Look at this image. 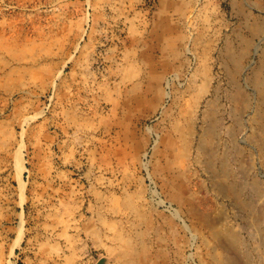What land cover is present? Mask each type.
<instances>
[{"label": "rangeland", "instance_id": "rangeland-1", "mask_svg": "<svg viewBox=\"0 0 264 264\" xmlns=\"http://www.w3.org/2000/svg\"><path fill=\"white\" fill-rule=\"evenodd\" d=\"M0 264H264V0H0Z\"/></svg>", "mask_w": 264, "mask_h": 264}, {"label": "bare ground", "instance_id": "bare-ground-1", "mask_svg": "<svg viewBox=\"0 0 264 264\" xmlns=\"http://www.w3.org/2000/svg\"><path fill=\"white\" fill-rule=\"evenodd\" d=\"M20 165H21V163H20V161L17 159V160H16V166H17V168H20ZM23 189H24V183H23V182H20V180H19V190H20V194H21V196H22V194H23Z\"/></svg>", "mask_w": 264, "mask_h": 264}]
</instances>
